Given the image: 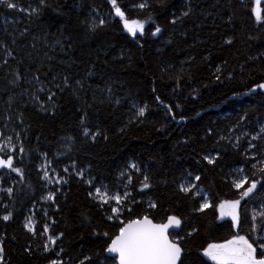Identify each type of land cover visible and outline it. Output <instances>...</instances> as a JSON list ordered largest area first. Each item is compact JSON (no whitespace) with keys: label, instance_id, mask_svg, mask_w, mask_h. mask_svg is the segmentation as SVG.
<instances>
[{"label":"trees","instance_id":"trees-1","mask_svg":"<svg viewBox=\"0 0 264 264\" xmlns=\"http://www.w3.org/2000/svg\"><path fill=\"white\" fill-rule=\"evenodd\" d=\"M19 2L23 6H28V3L35 6L37 0ZM48 2L52 7L46 8L39 18H30L17 10L0 9V38L10 43V38L4 33L5 27L16 35L27 27L28 34L18 40L20 45H28L25 51L34 52L37 60L43 58L45 52L54 57L47 61L51 72L42 79L48 82L53 74L61 77L67 74L73 85L75 80H82L83 89L78 93L79 98L72 94L71 89L58 92L54 113L39 111L31 103L22 109L25 124L30 125L26 147L39 150L31 152L30 163L26 160L27 180L35 191L28 194L18 192L13 219L7 223L0 221V234H6V259L10 264H47L51 256V253L42 254L40 239L32 238L23 228L32 205L46 191L37 175V165L41 163L39 152L43 151L48 152L53 167L62 175L63 168L73 160L78 167L88 169L84 180L73 175L67 185L60 186L67 194L66 199L63 194L57 195L60 211L48 209L57 220L55 230L65 233L63 247L75 264H79L84 255L100 258L94 254L102 251L106 238L95 235V232H115L111 222L106 220L105 212L89 198L90 189L85 181L92 177L95 186L104 184L122 192L124 188L118 179L121 170L132 176L128 190L137 201H142L136 205L137 211L146 208L151 199L160 205L154 212L157 220L176 214L185 217L182 225L185 231L198 229L187 241L193 248V255H196L197 248L206 246L208 242L229 238L233 231L230 220H218L212 209L193 215L192 208L200 202L199 197L189 200L177 192L176 186L182 175L191 172L201 175L198 183L210 193L213 202L237 198L225 177L233 168L245 163L244 157L227 145L220 147L216 141L241 116H246L241 129L252 133L264 123V93L257 90L248 94L258 81L264 82V26L257 25L250 15L253 0H244L242 9H238V0H193L195 17L176 26L169 23L170 11L178 10L181 0H168L167 8L154 7L151 10L156 24L164 29L163 34L152 37L149 29H154L155 24L148 21L145 24L146 35L141 38L143 47L123 30L122 22L115 17L107 0ZM135 2L139 0H118L126 9ZM235 9H238V14L228 23V16ZM93 10L108 16L104 17L108 21L106 26L95 35L85 30V23L94 16ZM148 14L147 9L126 12L131 18L140 19H145ZM5 16L17 23L5 25ZM33 36L37 37L36 50L31 48ZM249 36L254 38L249 39ZM66 37H70L72 42L71 49L65 48L67 55L61 52L59 45H55V51L45 47V42L53 45L58 38L67 44ZM229 38L233 40L230 45L225 43ZM169 39L171 43L167 42ZM61 60L67 63H60ZM12 66L15 67V62ZM29 66L34 68L36 65H29L26 60L21 70ZM166 66L171 67L170 72L162 73L161 68ZM217 67L221 69L222 83L215 79ZM90 69L94 75L87 76ZM229 75L232 79H227ZM177 76L182 77L180 87L176 86ZM108 85L113 89V97L121 100L119 105L108 101L109 94L104 90ZM156 96L160 97L159 101ZM0 100H7V93L0 91ZM133 104L147 105L144 117L134 118ZM165 105L172 108L171 113ZM3 107L0 104V115ZM78 108L87 109L90 123L107 132V141L83 142L79 136L81 112L77 111ZM17 109H21L20 103L13 106V112ZM130 119L132 123H129ZM3 122L0 119V127ZM12 128L19 130L15 120L5 131L10 132ZM121 128H124L123 132ZM208 129H212L214 134L207 135ZM69 134L77 136L76 142L70 145L72 151L59 155L57 149L63 143L61 137ZM241 144L246 146L243 140ZM217 152L222 156L215 165H208L202 159L206 154L215 155ZM132 162L148 171L152 188L139 191L142 175L126 167ZM123 183L127 184V181ZM5 202H8L6 198ZM253 204L258 206L259 200ZM36 207L39 209L40 205ZM251 207L250 204L248 208ZM4 212L0 207V214ZM249 213L242 202V216L246 218ZM36 218L43 222V213L37 211ZM29 243L33 246L31 256L24 252Z\"/></svg>","mask_w":264,"mask_h":264},{"label":"snow or ice","instance_id":"snow-or-ice-1","mask_svg":"<svg viewBox=\"0 0 264 264\" xmlns=\"http://www.w3.org/2000/svg\"><path fill=\"white\" fill-rule=\"evenodd\" d=\"M107 2L114 10L115 17H118L119 21L122 22L123 30L141 47H143L141 38L146 35L145 24L148 21L155 24L154 29H149L152 37H159L163 34L164 29L156 24L151 10L154 7L167 8L168 0H151V2L150 0H139L127 9L119 4L118 0H107ZM51 7L48 0H37L35 6L29 5L27 9L19 5L16 0H0V9L19 10L26 13L30 18L33 16L41 17L44 10ZM244 7V0H238V9ZM250 8V15L254 17L256 24L264 26L262 0H253ZM146 9L149 10V14L145 19L131 18L126 15L129 10L143 11ZM238 9L233 10L228 16V23H231L233 17L238 14ZM195 15L196 9L193 0H181L179 9L170 11L169 23L173 26L183 25L187 19H191ZM4 22L7 25L11 21L5 16ZM107 22L105 18L97 14L85 23V30L87 33L95 35L106 26ZM4 33L10 38V43L8 40L0 38V70L3 71V75L0 76V91L7 93V100H0V104L4 106L3 114L0 115V119L4 121L0 127V207L5 210L4 214H0V221L7 223L13 219L18 192L24 191L25 194H28L35 191L33 185L27 180L26 160L30 163L31 152L39 150L26 147L25 141L28 139L27 132L30 125L25 124V113L22 109L31 103L39 111L54 113L58 92L62 93L65 89H71L72 94L79 98L78 93L83 89V81L77 79L73 85L67 74L62 77L59 74H53L51 80L46 82L42 77H46L51 72V65L47 61H51L54 57L45 52L43 58L37 60L34 57V52L25 51L28 45H20L18 40L28 34L27 27L20 30L18 35L8 31V28L5 27ZM253 38L249 36V39ZM65 39L68 40L67 44L58 38L53 45H48L45 42V47H48L50 51H55V45H59L61 52L67 55L65 48L71 49L72 42L70 37ZM36 40L37 37L33 36L31 42L33 50L37 49ZM167 42L171 43V39ZM225 43L230 45L233 40L229 38ZM249 59H258V57H249ZM26 60L29 65L35 64L36 66L34 68L29 66L22 71L21 68ZM12 62H15V67L12 66ZM60 63H67V61L61 60ZM226 63L227 61H225ZM170 70V66L161 68L162 73H168ZM220 73L221 69L217 67L214 73L215 79L222 83ZM92 75L94 72L90 69L87 76ZM181 78L180 76L176 78L177 87H180L179 80ZM227 79H232V76L229 75ZM104 90L109 94L107 99L110 103L117 105L121 103L119 98L113 97L111 85L106 86ZM257 90L264 93V82L258 81L254 87L249 89L248 94L255 93ZM155 91L156 89L153 88V92ZM155 98L157 101L160 100L159 96ZM16 103H20L21 109L13 112V106ZM87 107H91V105H87ZM132 107L135 109L134 118L145 116L146 104L144 106L133 104ZM165 107L168 113L172 112L171 107L167 105ZM77 111L81 112L78 121L79 136L83 138L84 143L89 141L97 143L99 139L104 141L109 139L107 132L102 130L99 125L90 123L86 108H78ZM173 119H175L174 115ZM245 119L246 116H241L236 124L220 134L216 141L220 147L223 148L227 145L240 152L244 157L245 163L233 168L225 177L226 182L230 181V186L235 190L237 198L222 199L218 203L213 202L210 199V193L206 192L198 183L201 181V175H193L191 172L182 175L179 184L176 186L177 192L182 193L189 200H195L199 197L200 202L192 208L193 215L205 213L212 209L217 214L218 220H230V229L233 231L229 238L220 242H208L206 246L197 248L195 250L196 255H193V248L189 246L187 241L198 229L193 228L191 231H185L182 227L185 217L176 214H169L157 220L154 212L160 205L151 199L148 200L146 208L142 207L140 211H137L136 205L142 204V201H137L128 190L132 176L121 170L118 179L124 188L122 192L119 188L112 190L104 184L95 186L92 177L85 181L90 189L88 191L89 198L105 212L106 220L111 222L115 232L113 234L108 231H104L102 234L98 231L95 232V235H102L106 238L102 251L94 254L100 258L94 259L91 254L84 255L79 259V264H208V262L211 264H264V195H262L264 193V123H261L258 131L252 133L246 129H241L240 125ZM13 120L17 123L19 130L12 128L10 132L5 131ZM132 122L130 119L129 123ZM120 131L123 132L124 128H121ZM213 134L212 129L207 130V135ZM76 140L77 136L74 134L61 137L63 143L57 149V153L59 155L70 153L72 151L70 145ZM242 140L246 145L244 147L241 144ZM225 150L227 149L225 148ZM221 156V152H217L215 155L209 153L204 155L202 159L208 165H215ZM39 157L41 163L37 165V175L43 181L41 187L46 191L41 193L39 199L32 205L29 214L25 217L23 228L32 238L40 239L39 248L42 250V254L51 253L47 264H75L71 255H68L63 247L62 241L65 233L55 230L54 226L57 224V220L50 215L48 209L52 208L59 212L60 206L57 195L63 194L64 198H67V194L63 193L60 186L67 185L73 175L84 180L88 169L78 167L77 162L73 160L70 165L63 168L64 175H62L53 167V160L49 159L48 152H39ZM55 158L53 157V159ZM126 167L142 175L139 191L143 192L145 189L153 187L147 170L142 169L135 162ZM124 180L127 181V184L123 183ZM5 184L8 186L5 187ZM5 198L8 202H5ZM257 200H259L258 206L253 204V201ZM242 202H244L246 210L250 204L252 205L250 208L251 231L243 235L241 230L245 217L242 216ZM37 204L40 205L39 209L36 207ZM37 211L43 213V222L36 218ZM38 224L40 225L39 228L37 227ZM5 239L6 234H0V264H10L5 256ZM12 239L15 240L16 237L13 236ZM24 252L31 256L33 254L32 244H27L24 247ZM66 256L67 258H65Z\"/></svg>","mask_w":264,"mask_h":264},{"label":"rangeland","instance_id":"rangeland-1","mask_svg":"<svg viewBox=\"0 0 264 264\" xmlns=\"http://www.w3.org/2000/svg\"><path fill=\"white\" fill-rule=\"evenodd\" d=\"M30 1V0H29ZM16 2L19 4V5H22L20 2H19V0H16ZM263 2H264V0H262V4H263ZM29 5H31L30 3H28V6H23L25 9H27L28 7H29ZM18 12H20L22 15H27L26 13H24V12H21V11H19V10H17ZM99 15V16H101V17H107L108 18V16L107 15H105V14H103V13H100V12H98V11H95L94 12V16L95 15ZM8 20L9 21H11L10 23H8V24H16L17 22L14 20V19H11V18H8ZM249 210H250V208H248ZM242 233L243 234H245V233H249L250 231H251V229H250V213H249V216L248 217H246L245 218V221H244V224H243V228H242ZM242 234V235H243Z\"/></svg>","mask_w":264,"mask_h":264},{"label":"water","instance_id":"water-1","mask_svg":"<svg viewBox=\"0 0 264 264\" xmlns=\"http://www.w3.org/2000/svg\"><path fill=\"white\" fill-rule=\"evenodd\" d=\"M177 231H179V230H177Z\"/></svg>","mask_w":264,"mask_h":264}]
</instances>
